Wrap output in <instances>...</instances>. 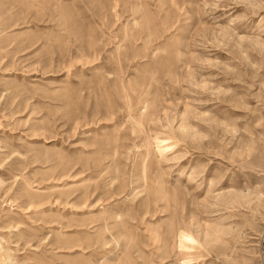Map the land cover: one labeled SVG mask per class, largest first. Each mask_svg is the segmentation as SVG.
Instances as JSON below:
<instances>
[{
	"label": "rangeland",
	"instance_id": "374dc122",
	"mask_svg": "<svg viewBox=\"0 0 264 264\" xmlns=\"http://www.w3.org/2000/svg\"><path fill=\"white\" fill-rule=\"evenodd\" d=\"M0 264H264V0H0Z\"/></svg>",
	"mask_w": 264,
	"mask_h": 264
},
{
	"label": "bare ground",
	"instance_id": "6f19581e",
	"mask_svg": "<svg viewBox=\"0 0 264 264\" xmlns=\"http://www.w3.org/2000/svg\"><path fill=\"white\" fill-rule=\"evenodd\" d=\"M182 246H184L187 249H194L196 247L197 241L193 238V236L188 234H182ZM7 258H12L11 252H6Z\"/></svg>",
	"mask_w": 264,
	"mask_h": 264
}]
</instances>
